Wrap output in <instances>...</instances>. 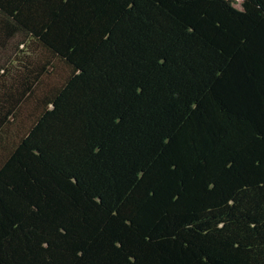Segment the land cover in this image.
<instances>
[{"label": "trees", "instance_id": "16d2710c", "mask_svg": "<svg viewBox=\"0 0 264 264\" xmlns=\"http://www.w3.org/2000/svg\"><path fill=\"white\" fill-rule=\"evenodd\" d=\"M0 264H264V0H0Z\"/></svg>", "mask_w": 264, "mask_h": 264}, {"label": "rangeland", "instance_id": "374dc122", "mask_svg": "<svg viewBox=\"0 0 264 264\" xmlns=\"http://www.w3.org/2000/svg\"><path fill=\"white\" fill-rule=\"evenodd\" d=\"M13 57V49L12 48H0V65L1 63H5L8 59Z\"/></svg>", "mask_w": 264, "mask_h": 264}]
</instances>
